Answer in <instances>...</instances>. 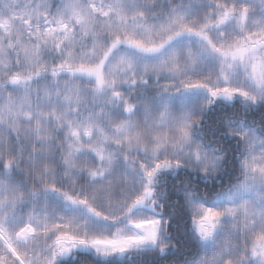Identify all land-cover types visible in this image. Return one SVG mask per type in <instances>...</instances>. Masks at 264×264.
Segmentation results:
<instances>
[{"label": "trees", "instance_id": "16d2710c", "mask_svg": "<svg viewBox=\"0 0 264 264\" xmlns=\"http://www.w3.org/2000/svg\"><path fill=\"white\" fill-rule=\"evenodd\" d=\"M68 1L0 0V225L21 230L31 223L32 215L56 221L75 200L105 217L104 222L112 229L132 220L139 209L135 203L142 199L140 210L144 215L164 221L157 248L97 254L90 247L77 245L58 253L51 264H203L209 254L190 202L193 199L212 205L243 180L242 159L247 145L235 128L242 125L254 129L264 138V102L223 91L211 94L209 101L194 103L189 116L193 138L196 145L221 156L216 172L174 162L172 144L178 141L175 121L181 113L180 104L178 98L167 97L168 92L159 87L168 79L159 72H146L139 81L119 84L105 100L104 121L113 128L130 124L131 136L105 147L86 142L83 147L75 148L72 143L71 147L65 122L68 119L72 123L86 105L91 106L87 110L95 108L92 104L98 103L102 92L96 80L103 77L110 58L126 49L135 50L138 43L122 25L99 18L94 12L98 4L93 0H87V4H91L94 16L68 18L63 10ZM85 2L75 0V7L81 5L82 9ZM112 2L129 22L158 24L176 14L186 17L188 30L172 36L164 34L159 42L147 44L148 52L167 46L177 35L193 33V29L205 31L220 15L242 8L238 0ZM59 68L62 70L57 72ZM91 72H96L94 79L87 75ZM190 72L193 77L204 74L200 69ZM78 83L82 95L96 98L91 104L69 99L71 93L66 90ZM17 89L30 109L27 118L15 122L4 110L7 101L17 98ZM163 145L166 150L160 152ZM107 149L112 151L113 160L105 168ZM154 158L157 167L148 176L145 163ZM141 176L148 186L143 196ZM257 223L227 236L238 248L218 264H264L263 246L258 244L261 224ZM56 234L54 230L38 231L32 242L15 244V250L28 263L27 254L35 257L50 249ZM6 260L19 264L9 255Z\"/></svg>", "mask_w": 264, "mask_h": 264}, {"label": "rangeland", "instance_id": "374dc122", "mask_svg": "<svg viewBox=\"0 0 264 264\" xmlns=\"http://www.w3.org/2000/svg\"><path fill=\"white\" fill-rule=\"evenodd\" d=\"M82 2V0H80ZM95 1V2H94ZM93 0L94 12L98 17L115 26L122 25L132 32L138 43L135 50L126 49L114 54L102 72L100 83L102 92L95 108L87 110L84 106L75 116L72 123L67 119L65 125L71 135L70 146L83 147L89 145L106 146L119 143L123 138L131 136L133 127L124 124L122 127H109L103 119L105 100L109 92L114 93L121 83L129 80L139 81L146 72L152 75L157 72L166 79L159 85L168 92L167 97L178 98L181 113L175 121L179 130L178 141L173 143L174 162L195 166L204 172H216L219 169L221 156L211 149L196 145L191 131L189 116L197 101H209L211 94L230 91L241 93L256 101L264 102V0H238L242 8L239 12L220 15L213 27L193 29L189 35H177L167 46L148 52L147 44L160 41L161 36L179 34L189 29L186 17L176 14L167 21L154 23L151 21L129 22L117 9L112 0L107 3ZM75 0L65 2L64 12L70 19L87 18L95 13L89 9L86 0L81 9L75 7ZM92 16V17H93ZM94 18V17H93ZM96 21V19H95ZM95 49V48H93ZM192 70L200 69L204 74L193 77ZM62 69L59 68V71ZM75 72L72 70V74ZM96 72L87 73L93 78ZM97 77L98 74H97ZM93 82V81H92ZM109 87V88H108ZM80 84L69 88V98L78 104L79 100L92 103L95 99L82 95L78 90ZM110 89V90H108ZM19 92L17 98L7 96L5 113L15 122L19 118H27L30 109L27 99ZM71 91V92H70ZM66 98L68 102H71ZM101 103V106L99 105ZM126 105V103H124ZM3 114V115H4ZM6 122V118H4ZM165 125L167 121L163 122ZM236 131L243 137L247 145V153L242 159L243 180L233 190L218 199L212 205H206L197 200H191L190 206L197 221L198 232L205 240V248L209 257L203 264H218L226 256L236 252L238 246L231 244L227 236L237 234L242 227L258 222L262 239L258 242L264 252V138L254 129L237 126ZM85 140V141H84ZM72 143V145H71ZM160 148V152L164 151ZM158 151V150H157ZM111 150L104 151L103 166H111L113 158ZM171 153V154H172ZM158 160L145 163V174L152 176ZM141 196L146 194L147 181L144 176L139 179ZM143 200L135 203V215L132 220L125 221L122 226L113 227L106 224L105 217L97 211L87 210L80 206V201L72 200L61 216L54 221L48 216H31V223L17 231L10 230L5 223L0 225V264L9 263L6 259L12 256L19 264H51L58 253L71 250L74 247H90L97 254L119 253L132 250H143L144 234L138 229L141 223L148 220L153 223L154 243L150 247H158L163 233V220L154 216H145L140 210ZM62 228V229H61ZM57 231L59 235L50 249L46 248L38 256H30L25 263L15 250L16 245L33 241L38 231L48 233ZM78 245V246H77ZM3 248V253H1ZM6 255V256H3Z\"/></svg>", "mask_w": 264, "mask_h": 264}, {"label": "water", "instance_id": "95a60500", "mask_svg": "<svg viewBox=\"0 0 264 264\" xmlns=\"http://www.w3.org/2000/svg\"><path fill=\"white\" fill-rule=\"evenodd\" d=\"M139 231L145 235L143 240V246L150 247L154 243V232H153V223L151 221L143 223L139 226Z\"/></svg>", "mask_w": 264, "mask_h": 264}]
</instances>
